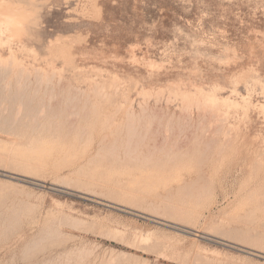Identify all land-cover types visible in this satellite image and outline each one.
<instances>
[{
	"label": "rangeland",
	"instance_id": "rangeland-1",
	"mask_svg": "<svg viewBox=\"0 0 264 264\" xmlns=\"http://www.w3.org/2000/svg\"><path fill=\"white\" fill-rule=\"evenodd\" d=\"M5 2L0 264H264V0Z\"/></svg>",
	"mask_w": 264,
	"mask_h": 264
},
{
	"label": "bare ground",
	"instance_id": "bare-ground-1",
	"mask_svg": "<svg viewBox=\"0 0 264 264\" xmlns=\"http://www.w3.org/2000/svg\"><path fill=\"white\" fill-rule=\"evenodd\" d=\"M3 1H5V0H3ZM9 1V0H8ZM31 1V0H30ZM13 4V3H12ZM42 4V3H41ZM49 4V3H48ZM25 8V7H24ZM25 13V11H23L22 9H20V8H16L15 6H13V5H11V4H9V3H0V24L2 25V26H5V28H6V32L8 33V35H9V39L12 41V40H14V41H17V42H19L21 39H20V37H21V33H22V31H23V29H22V22H21V20H19V19H17L18 17H17V15L19 16L20 14H21V16L23 15ZM25 16V15H24ZM17 17V18H16ZM23 17V16H22ZM29 17V16H28ZM24 27V26H23ZM5 31V30H4ZM1 36V35H0ZM23 41V40H22ZM4 42H6V41H4ZM21 43V42H20ZM5 45V44H4ZM9 53H10V51H9ZM10 55V54H9ZM12 55L9 57L10 59H12ZM8 58V59H9ZM3 61V60H2ZM2 61H0V62H2ZM13 61V60H12ZM5 62H7L6 61V59H5ZM14 63V65H15V62H13ZM7 64V63H6ZM10 64V63H9ZM1 67H2V70H0V83H2V81H4L5 79V77L7 76V70H9V69H7V70H5L4 68L5 67H3L2 65H1ZM12 68V67H11ZM14 68V67H13ZM13 68H12V70H13ZM16 69V68H15ZM19 69V68H18ZM5 70V71H4ZM18 72V71H17ZM17 72H15V73H17ZM9 73H11V72H9ZM18 73H21L20 71L18 72ZM24 73V72H23ZM6 76H5V75ZM9 75V74H8ZM15 75V74H14ZM19 75L17 74V77H18ZM17 80V79H16ZM15 80V81H16ZM9 82V81H8ZM8 82H7V84H8ZM38 82V81H37ZM14 83H16V82H14ZM19 83V82H18ZM17 84V83H16ZM40 84V83H39ZM26 85H28L27 83H26ZM22 86V85H21ZM1 87V86H0ZM24 87V86H23ZM34 87V86H33ZM2 89H3V86L1 87ZM0 88V89H1ZM5 88H6V86H5ZM32 88V87H31ZM11 89V88H10ZM10 89H8L9 91H10ZM25 89V88H24ZM27 89H29V87L27 88ZM33 89V88H32ZM31 89V90H32ZM39 89H40V87H39ZM44 89H46V88H44ZM3 90H5V89H3ZM51 90V89H50ZM9 91H7V94H8V92ZM0 92H2V91H0ZM30 91H28V93H29ZM36 92V91H35ZM23 93V92H22ZM21 93V95H19V93H18V95L19 96H22L23 94ZM33 93V92H32ZM2 94H3V92H2ZM15 94V93H14ZM30 94V93H29ZM36 94H38V92L36 93ZM42 94V93H41ZM60 94V93H59ZM79 94V93H78ZM17 95V94H16ZM49 95V94H48ZM204 95V94H203ZM10 96V95H9ZM19 96H15V97H17V98H19L20 99V104H23V101L21 100V99H23V97L21 98V97H19ZM26 96V95H25ZM29 96V95H28ZM11 97V96H10ZM42 97V96H41ZM40 97V98H41ZM4 98H6V97H4ZM7 98H8V96H7ZM26 98L28 99V97L26 96ZM51 98V97H50ZM49 98V99H50ZM12 100H15L14 99V97L13 98H11ZM11 99H9V101H11ZM19 99H17V101L19 100ZM31 99V98H30ZM29 99V100H30ZM73 99V98H72ZM75 99V98H74ZM24 100V99H23ZM26 100V99H25ZM205 100V99H204ZM1 101V100H0ZM2 101H4L3 99H2ZM21 101H22V103H21ZM41 101V100H40ZM7 102V101H6ZM12 102V101H11ZM15 103V102H14ZM13 103V104H14ZM52 103V102H51ZM57 103H58V101H57ZM57 103H56V105H57ZM62 103V102H61ZM60 103V104H61ZM64 103V102H63ZM11 105V104H10ZM28 105H29V103H28ZM41 104L39 103V106H40ZM14 106V105H13ZM22 106V105H21ZM24 106H26V105H24ZM37 106V105H36ZM48 107H49V105H47ZM66 106V105H65ZM146 106V105H145ZM6 107H8V106H6ZM20 108V107H19ZM35 108H38V106L37 107H35ZM43 108H41V110H42ZM60 109V108H59ZM73 109V108H72ZM142 109V108H141ZM20 110V109H19ZM18 110V111H19ZM7 111V110H6ZM39 112V111H38ZM5 113V112H4ZM144 113V112H143ZM143 113H142V115H143ZM9 114V113H8ZM16 115V114H15ZM33 115H36L37 116V114H33ZM12 116V115H11ZM131 116H132V114H131ZM6 117V116H5ZM17 117V116H16ZM60 117V116H59ZM76 117H77V115H76ZM15 118V117H14ZM18 118H20V117H18ZM133 118V117H132ZM2 119V118H1ZM16 120L18 121L19 119H17L16 118ZM31 120H33L34 121V119H31ZM17 121H13L14 122V124H16V122ZM5 122V121H4ZM19 122V121H18ZM17 122V123H18ZM21 122V121H20ZM35 122L36 123H38L36 120H35ZM35 122H34V124H35ZM2 123H3V120H2ZM6 123H8V121L6 122ZM9 123H11L12 124V122H9ZM8 123V124H9ZM7 124V125H8ZM48 124V123H47ZM51 124V123H50ZM49 125V124H48ZM25 126V125H24ZM38 127V125H36V128ZM12 128V127H11ZM16 128V127H15ZM35 128V129H36ZM130 128V127H129ZM133 128V127H132ZM132 128H130L131 129V131L133 132V130H134V128H133V130H132ZM137 129V128H136ZM135 129V130H136ZM31 130H33V129H31ZM30 130V131H31ZM128 130V129H127ZM82 131V130H81ZM9 132V131H8ZM35 132V131H34ZM127 132V131H126ZM132 132H130L129 130H128V133H130L129 135H130V138L132 137L131 136V134L133 135V133L135 134V132L136 131H134L133 133ZM7 133V132H6ZM121 133V132H120ZM49 135V134H48ZM126 135V134H125ZM145 135H143V137H144ZM126 137H127V135H126ZM129 137V136H128ZM127 137V138H128ZM133 137H134V135H133ZM117 138V137H116ZM105 140V137H103L102 138V140ZM132 139V138H131ZM102 143V142H101ZM104 143V142H103ZM114 145V144H113ZM126 145V144H125ZM100 149H101V147H100ZM113 152V151H112ZM111 152V153H112ZM135 152V151H134ZM108 153V152H107ZM110 153V154H111ZM133 154V153H132ZM109 156V155H108ZM73 222V221H72ZM74 223V222H73Z\"/></svg>",
	"mask_w": 264,
	"mask_h": 264
},
{
	"label": "crops",
	"instance_id": "crops-1",
	"mask_svg": "<svg viewBox=\"0 0 264 264\" xmlns=\"http://www.w3.org/2000/svg\"><path fill=\"white\" fill-rule=\"evenodd\" d=\"M147 81H150V80L147 78Z\"/></svg>",
	"mask_w": 264,
	"mask_h": 264
}]
</instances>
